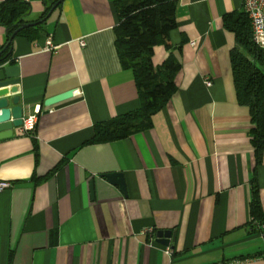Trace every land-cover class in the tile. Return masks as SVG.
I'll use <instances>...</instances> for the list:
<instances>
[{"label": "crops", "instance_id": "0c3cea01", "mask_svg": "<svg viewBox=\"0 0 264 264\" xmlns=\"http://www.w3.org/2000/svg\"><path fill=\"white\" fill-rule=\"evenodd\" d=\"M115 1L64 0L41 37L13 40L24 117L40 114L33 134L0 140V182L11 184L0 192V264H264L263 236L249 224L254 172L264 210V153L255 169L235 35L222 22L244 0H179L171 49L153 57L156 67L170 53L179 60L177 91L149 130L85 145L96 124L140 106L115 47ZM29 3L34 23L46 6ZM6 35L0 25V45ZM112 173L126 193L103 177ZM159 231L175 232L171 254Z\"/></svg>", "mask_w": 264, "mask_h": 264}, {"label": "trees", "instance_id": "16d2710c", "mask_svg": "<svg viewBox=\"0 0 264 264\" xmlns=\"http://www.w3.org/2000/svg\"><path fill=\"white\" fill-rule=\"evenodd\" d=\"M59 0H44L45 11L36 21L43 20ZM61 4L58 5L60 7ZM179 0H116L118 24L114 29L115 47L124 70L134 74L140 106L137 110L96 124L94 136L86 144L110 143L126 139L152 127V117L163 110L177 91L176 76L181 63L170 53L160 66H154V49L170 48V33L178 27ZM0 25L7 30L6 40L0 45V70L15 66L12 34L28 21L31 5L23 0L1 3ZM57 7V8H58ZM56 8V9H57ZM46 21L21 30L17 36L35 41L42 35ZM225 29L234 33L236 45L230 60L238 102L250 110L252 123L251 143L255 154V169L264 153V49L254 40L247 14L228 13L222 18ZM252 199L249 205L250 226L253 231L264 232V210L261 206L259 186L252 179Z\"/></svg>", "mask_w": 264, "mask_h": 264}, {"label": "water", "instance_id": "95a60500", "mask_svg": "<svg viewBox=\"0 0 264 264\" xmlns=\"http://www.w3.org/2000/svg\"><path fill=\"white\" fill-rule=\"evenodd\" d=\"M64 0H59L50 10L49 14L41 21L24 24L21 28L15 31L9 41L13 42L17 34L26 28L34 27L46 21L56 10L58 5ZM20 83V70L17 65L5 66L0 70V140L8 139L14 136L15 130L23 126L24 108L20 104L21 97L18 95L17 86ZM11 87L10 89H8ZM10 94L8 97L7 95ZM72 98V92H66L61 95L52 97L45 101V107L50 108L58 103L64 102ZM48 113V112H47ZM110 183L120 187L121 191L126 193V185L123 174L112 173L103 176ZM175 232L159 231L156 235V243L166 246H171V241Z\"/></svg>", "mask_w": 264, "mask_h": 264}, {"label": "built area", "instance_id": "2783aa9c", "mask_svg": "<svg viewBox=\"0 0 264 264\" xmlns=\"http://www.w3.org/2000/svg\"><path fill=\"white\" fill-rule=\"evenodd\" d=\"M29 3L31 0H23ZM1 5V4H0ZM244 12L247 14L253 34V40L255 44L264 49V0H244ZM1 12V7H0ZM84 44V43H83ZM47 48L57 52L58 47L53 45L52 43L47 44ZM207 87L212 86V82L209 79L205 81ZM40 114V110L37 111L28 117H24L23 126L20 128L21 132L24 134H33L36 130V124L38 121V116ZM11 184L8 182H0V192L10 188ZM264 240V232L261 233ZM168 254H171L170 248L166 250Z\"/></svg>", "mask_w": 264, "mask_h": 264}]
</instances>
